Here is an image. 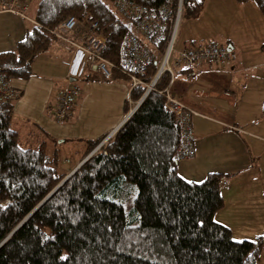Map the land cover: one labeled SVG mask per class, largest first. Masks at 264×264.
Segmentation results:
<instances>
[{
  "label": "trees",
  "instance_id": "16d2710c",
  "mask_svg": "<svg viewBox=\"0 0 264 264\" xmlns=\"http://www.w3.org/2000/svg\"><path fill=\"white\" fill-rule=\"evenodd\" d=\"M132 1L154 6L165 0ZM204 1L182 0L180 16L195 15ZM255 1L264 13V0ZM111 2L39 0L35 21L17 48L0 51V71L11 80L28 77L34 57L52 41L68 55L51 29L69 15L96 20L106 35L103 54L117 59L124 35L139 32L135 21L124 18ZM177 6L178 0H172L173 13ZM164 47L162 42L159 52ZM159 61L158 56L148 66L146 79L153 77ZM83 76L100 79L92 73ZM168 80L165 72L156 86L164 87ZM144 91L143 85L134 86L130 98L137 101ZM13 100L0 104V264H258L264 233L236 239L214 217L224 203L223 174L210 171L196 181L178 172L179 158L173 157L179 143L177 117L161 93L150 90L36 209L78 162L59 167V155L45 150L47 140L22 144L11 125ZM105 136L89 139L81 159Z\"/></svg>",
  "mask_w": 264,
  "mask_h": 264
},
{
  "label": "crops",
  "instance_id": "0c3cea01",
  "mask_svg": "<svg viewBox=\"0 0 264 264\" xmlns=\"http://www.w3.org/2000/svg\"><path fill=\"white\" fill-rule=\"evenodd\" d=\"M250 2L205 0L193 15V20H200L201 27L207 29L198 33L212 37L211 26H220L217 22L232 18L236 10L251 8L258 12V5L255 7ZM3 12L10 11H0ZM245 17L242 14V19ZM252 40L257 44H242L235 36L228 35L227 45L235 52L230 61L203 62L193 71L178 69L172 84L174 93L192 111L194 130L193 154L178 159V172L196 181L210 171L223 174L224 203L214 217L228 225L236 239L243 236L252 239L264 233V40ZM69 57L70 53L67 55L63 48L38 53L32 61V73L12 79L20 93L12 101L11 125L24 145L79 139L78 157L72 163L75 164L81 161L89 139L108 135L128 115L125 100L131 84L123 75L109 80L80 77L77 83L81 100L77 102L73 119L59 123L48 109L55 103L58 88L64 85L60 82L69 77L68 65L64 62ZM84 114L90 123L73 134ZM98 116L106 117L95 122ZM56 137H61L60 141ZM260 253L258 264H264Z\"/></svg>",
  "mask_w": 264,
  "mask_h": 264
},
{
  "label": "built area",
  "instance_id": "2783aa9c",
  "mask_svg": "<svg viewBox=\"0 0 264 264\" xmlns=\"http://www.w3.org/2000/svg\"><path fill=\"white\" fill-rule=\"evenodd\" d=\"M33 5V0H0V11H10L31 19L26 11ZM111 5L129 20L135 21V28L139 34L128 32L121 40L117 59L108 58L103 54L106 45V35L98 28L96 20H79L75 15L67 16L56 27L51 29L56 39L70 50L68 76L76 78L85 73L97 75L100 79L109 80L118 74L125 75L131 88L143 85L145 91L141 98L150 90H156L165 97V107L174 112L179 127V143L173 155L178 159L193 153L194 130L192 125V111L174 93L172 84L176 70L187 68L198 70L203 62L230 61L234 50L228 45L218 44L209 40L204 44H190L182 49H176L177 24L180 18L182 0H178L176 12L171 9L172 0L154 6L140 4L132 0H112ZM164 42L165 47L159 52V45ZM159 56V64L153 77L146 79L148 66ZM72 68V65H75ZM169 73L166 86L157 87L160 76ZM78 86L69 81L58 88L56 100L49 113L58 122H64L72 115L76 103ZM18 95V89L11 78L0 71V104L13 100ZM131 102L130 94L128 96ZM132 106L130 110L134 108ZM129 110V111H130ZM226 180L222 181L225 184Z\"/></svg>",
  "mask_w": 264,
  "mask_h": 264
},
{
  "label": "rangeland",
  "instance_id": "374dc122",
  "mask_svg": "<svg viewBox=\"0 0 264 264\" xmlns=\"http://www.w3.org/2000/svg\"><path fill=\"white\" fill-rule=\"evenodd\" d=\"M38 1L39 0H33V5L31 6L30 9L26 11V14L31 18L29 20L22 17L20 14L14 12L0 13V51L14 50L17 48V42L24 35L25 29L30 28L35 21L34 15ZM250 1H252L250 2L252 3V5L257 7L255 0H250ZM247 5L248 4H246L245 6ZM242 14L243 15L245 14L246 16L244 19H242ZM257 14H259L258 17ZM193 19H194L193 15L183 14L180 16L177 24L176 42L174 46L176 49L180 50L184 46L190 45L194 42L199 44H204L209 40H214L218 44L227 46L228 35L235 36V38L239 40L242 44H248V43L252 44L253 42L255 45L257 44V42L252 39H260L262 41L264 40V13L261 12L260 10H258V12L251 8H247V9L244 8L242 11L236 10L235 16H233L232 18L228 20L225 19L226 21L217 22L218 24H220V26H215V25L211 26L213 33L212 37H208V36L202 37L198 32L202 30L206 31L207 29L205 27L204 28L201 27L200 20H193ZM248 31L252 33L250 36L246 35ZM59 48H61V46L56 41H52V44L48 47L46 52L55 51ZM251 53L252 55L255 54V49L252 50ZM80 81H81L80 77H78L76 79V82H80ZM62 82H60V85L66 83V81L64 83ZM80 96H81L80 89H78L76 93V103H75L76 107L73 109L72 114L75 112V109L77 108V102L79 104L78 100ZM135 102L136 101L131 99L130 102L131 107L134 106ZM128 110H126V115ZM104 117L102 116L96 117L95 122H99ZM72 119L73 117L70 115L68 116V119L65 121L68 120L71 121ZM89 123L90 122L87 121L86 114H84L81 123L74 128V130L77 131H73V134H78L82 130L81 127L86 128L85 124H89ZM108 137H110V135H106L102 140L99 141V143L94 148L97 149ZM60 138L61 137H56V140L60 141ZM78 142L79 139L77 138L70 139L67 142H60V143L59 142L55 143V141L48 140L47 145L45 146V150L47 151V153H53L55 151L59 155V164H60L59 167L69 168L72 163L76 162V159L78 157V153H77ZM223 180L225 179H222V181ZM221 186H222L221 187L222 190L223 186L225 185L222 184ZM247 235L248 234H246L245 236ZM261 252L264 258V249Z\"/></svg>",
  "mask_w": 264,
  "mask_h": 264
},
{
  "label": "water",
  "instance_id": "95a60500",
  "mask_svg": "<svg viewBox=\"0 0 264 264\" xmlns=\"http://www.w3.org/2000/svg\"><path fill=\"white\" fill-rule=\"evenodd\" d=\"M69 79L70 80H76V77L75 76H69ZM142 100V99H141ZM141 100L134 106V108L132 110L129 111L128 115L125 117V119L136 109V107L138 106V104L141 102ZM124 119V120H125ZM123 120V121H124ZM122 121V122H123ZM122 124V123H121ZM120 126V125H119ZM118 128V127H116ZM113 129L108 135H111L115 130ZM96 148L92 149L77 165L74 166V168L66 175L64 176V178L51 190V192L34 208L36 209L40 204H42L81 164L82 162L88 158L92 153L93 151L95 150ZM33 209V210H34Z\"/></svg>",
  "mask_w": 264,
  "mask_h": 264
},
{
  "label": "clouds",
  "instance_id": "9594fccd",
  "mask_svg": "<svg viewBox=\"0 0 264 264\" xmlns=\"http://www.w3.org/2000/svg\"><path fill=\"white\" fill-rule=\"evenodd\" d=\"M74 64H75V63H74ZM74 66H76V64H75V65H72V68H73Z\"/></svg>",
  "mask_w": 264,
  "mask_h": 264
}]
</instances>
